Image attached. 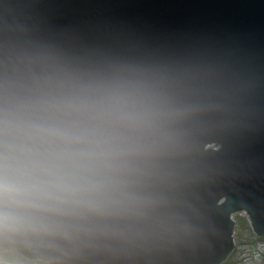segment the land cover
<instances>
[{
	"label": "water",
	"instance_id": "1",
	"mask_svg": "<svg viewBox=\"0 0 264 264\" xmlns=\"http://www.w3.org/2000/svg\"><path fill=\"white\" fill-rule=\"evenodd\" d=\"M49 79L150 93L164 119L133 178L143 203L89 221L71 242L3 252L49 264H221L242 210L264 237V0H0V99Z\"/></svg>",
	"mask_w": 264,
	"mask_h": 264
},
{
	"label": "clouds",
	"instance_id": "2",
	"mask_svg": "<svg viewBox=\"0 0 264 264\" xmlns=\"http://www.w3.org/2000/svg\"><path fill=\"white\" fill-rule=\"evenodd\" d=\"M163 119L147 90L121 80L49 79L5 94L0 253L44 240L71 242L91 220L138 211L143 202L133 178Z\"/></svg>",
	"mask_w": 264,
	"mask_h": 264
},
{
	"label": "rangeland",
	"instance_id": "3",
	"mask_svg": "<svg viewBox=\"0 0 264 264\" xmlns=\"http://www.w3.org/2000/svg\"><path fill=\"white\" fill-rule=\"evenodd\" d=\"M237 222L239 229L234 238V251L221 264H264V239H258L242 217H239ZM0 260L4 264H36L37 261L41 264H49L41 260L27 261V258L7 251L0 253Z\"/></svg>",
	"mask_w": 264,
	"mask_h": 264
},
{
	"label": "bare ground",
	"instance_id": "4",
	"mask_svg": "<svg viewBox=\"0 0 264 264\" xmlns=\"http://www.w3.org/2000/svg\"><path fill=\"white\" fill-rule=\"evenodd\" d=\"M222 203H220L219 205H221ZM241 213L243 212V213H245L246 215H247V218H248V221H249V223H250V226L252 227V224H251V218H250V216H249V214L245 211V210H242V211H240ZM240 213H239V211L237 212V213H235V214H233L232 216H231V219H232V222L234 223V227H233V235H232V242H233V250H232V252L234 251V247H235V236L237 235V229H239V224H237V223H235L234 222V217L235 216H238ZM252 229H253V227H252ZM254 234L255 235H257L255 232H254ZM257 237H258V239H264V237H262V236H258L257 235ZM230 256V255H229ZM35 260H38V259H35ZM223 263V262H222Z\"/></svg>",
	"mask_w": 264,
	"mask_h": 264
},
{
	"label": "built area",
	"instance_id": "5",
	"mask_svg": "<svg viewBox=\"0 0 264 264\" xmlns=\"http://www.w3.org/2000/svg\"><path fill=\"white\" fill-rule=\"evenodd\" d=\"M239 213H240V214H239L238 216H235V217H234V222L238 224L237 219H239V217H242V219H244L245 222L247 223V225H248V227L250 228V230L254 233V230L252 229V227L250 226V223H249V221H248L247 215H246L245 213H243V212H242V213L239 212ZM239 221H240V220H239ZM255 236H257V235H255Z\"/></svg>",
	"mask_w": 264,
	"mask_h": 264
}]
</instances>
